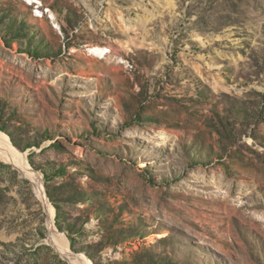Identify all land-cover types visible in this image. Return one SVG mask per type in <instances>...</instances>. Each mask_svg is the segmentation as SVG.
<instances>
[{
  "label": "rangeland",
  "instance_id": "obj_1",
  "mask_svg": "<svg viewBox=\"0 0 264 264\" xmlns=\"http://www.w3.org/2000/svg\"><path fill=\"white\" fill-rule=\"evenodd\" d=\"M0 133V264H264V0H0Z\"/></svg>",
  "mask_w": 264,
  "mask_h": 264
},
{
  "label": "bare ground",
  "instance_id": "obj_2",
  "mask_svg": "<svg viewBox=\"0 0 264 264\" xmlns=\"http://www.w3.org/2000/svg\"><path fill=\"white\" fill-rule=\"evenodd\" d=\"M0 158L5 162L17 167L20 171L24 173L25 176L31 179L36 185L38 193L40 194L42 199H45L40 175L30 168V166L27 164L25 157L22 154L18 153L12 147L9 139L2 133H0ZM60 249L61 251L63 250V252L70 257V261H72L73 264H80L79 262L81 261L83 264H89L86 259L72 255V253L67 250V245L65 244L64 240H62L61 242Z\"/></svg>",
  "mask_w": 264,
  "mask_h": 264
}]
</instances>
